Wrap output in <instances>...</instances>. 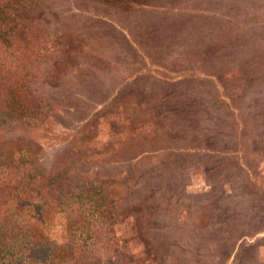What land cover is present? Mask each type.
I'll return each instance as SVG.
<instances>
[{"label":"rangeland","instance_id":"1","mask_svg":"<svg viewBox=\"0 0 264 264\" xmlns=\"http://www.w3.org/2000/svg\"><path fill=\"white\" fill-rule=\"evenodd\" d=\"M38 1L75 41L0 129V264H264V0Z\"/></svg>","mask_w":264,"mask_h":264},{"label":"trees","instance_id":"2","mask_svg":"<svg viewBox=\"0 0 264 264\" xmlns=\"http://www.w3.org/2000/svg\"><path fill=\"white\" fill-rule=\"evenodd\" d=\"M40 3L38 0H0V129L38 113L32 110L36 103L33 96L27 95L25 80H28V74L23 68L42 57V51L62 41H75L70 36L62 39L60 34L58 38L56 29L52 34L44 31L43 25H48L49 17L48 20L44 18L43 9L38 8ZM41 22L43 25L37 28ZM50 37L54 38L53 41ZM124 40L123 36L122 42ZM64 169L68 168L56 167L52 181L54 177H67Z\"/></svg>","mask_w":264,"mask_h":264},{"label":"crops","instance_id":"3","mask_svg":"<svg viewBox=\"0 0 264 264\" xmlns=\"http://www.w3.org/2000/svg\"><path fill=\"white\" fill-rule=\"evenodd\" d=\"M154 66V65H153ZM143 67H141L140 69H142ZM146 68L142 69V70H139L134 76L133 78H129L130 80L128 81L129 82V85L130 87L133 89V90H136V92L138 93V97H146L148 102L147 104L150 105V103H152V99L155 98L156 94L154 92L151 93V88L154 84V80H158L160 81V78H157L156 75L153 74V72L151 71H148L146 70ZM185 77H182V78H179V79H162V83H173V82H176L180 79H184ZM141 102L142 101H138L137 103V108H138V111H140L142 109V106H141ZM144 106V105H143ZM147 106V105H145ZM146 108V107H144ZM140 109V110H139Z\"/></svg>","mask_w":264,"mask_h":264}]
</instances>
